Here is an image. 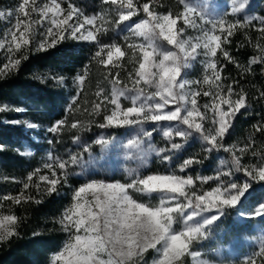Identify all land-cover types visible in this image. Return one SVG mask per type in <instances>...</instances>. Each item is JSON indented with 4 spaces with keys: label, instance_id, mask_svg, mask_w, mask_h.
Wrapping results in <instances>:
<instances>
[{
    "label": "snow or ice",
    "instance_id": "snow-or-ice-1",
    "mask_svg": "<svg viewBox=\"0 0 264 264\" xmlns=\"http://www.w3.org/2000/svg\"><path fill=\"white\" fill-rule=\"evenodd\" d=\"M65 3L67 7H63ZM103 3L109 6L114 19H107V12L86 16L70 0H41L39 3L38 0H19L14 9L0 10V19L7 18L11 24L0 37V50L5 59L0 75L18 69L30 52L46 51L66 39L94 43L97 50L92 60L98 65H110L114 57H123L125 53L115 42L105 44L99 37L108 30L105 25H115L116 28L123 25L127 33L123 36L125 42L131 38L141 41L128 45L136 56V63L127 72L131 86L127 83L121 86L117 79L119 71L113 73L107 69L105 78L112 85L111 91L98 89L95 93L98 100L93 102L92 113L99 116L103 110V122L97 123L100 128L139 127L142 136H135L124 145L129 158L136 155L144 160L147 156L145 140L150 141L157 130L168 143L167 147L156 149L150 146L148 150L154 151L161 162L167 163L165 173L144 176L137 172L130 174L127 183L91 180L74 189L73 202L59 219L68 239L52 256V264H147L145 253L149 249L156 253L151 264H184L185 256L191 257L195 264H211L202 258L204 254L195 250L194 245L208 239L210 226L220 219L226 208L239 203L253 181H264V150L258 151L253 147L255 133L264 134V123L253 125L254 131L243 147L224 144V136L237 113L248 107V93L243 87L239 91L234 89V85L239 83L236 80L227 85L222 82L224 65L217 60V50L221 57L241 69V75L252 74L253 65H264V43H261L264 41V16H244L241 19L240 13L246 4H237V0H232L230 12L217 18H209L206 9H197L188 0H178L182 8L178 12L170 9L157 11V8L163 7L159 0H146L142 4L133 0H103ZM141 12L143 19L132 21L131 18ZM229 15L235 18L229 20ZM13 17L14 23L11 22ZM178 21H183L180 27H177ZM189 28L198 35H187L186 29ZM240 29H254L259 33L253 43L252 37L245 31L248 43L258 50L246 67L236 61L227 47L221 46L230 44L229 37ZM160 40L172 47H161ZM137 48L140 50L138 56L135 52ZM200 56L204 57L203 80L185 79L182 70ZM87 71L86 66L84 73L75 78L78 82L77 94L68 105L69 115L79 110L81 85ZM52 78L59 82L64 79ZM203 84H208V88L204 89ZM257 91V99H264V90ZM201 95L210 97L209 102L198 103ZM122 101H128L130 106L122 107ZM7 110H11L8 105L0 107V112ZM15 110L22 111L19 108ZM148 122L154 125L150 130L144 128ZM66 125H69L67 117L58 120L48 131L58 138ZM78 125L87 130L78 120H74L70 128L77 129ZM28 126L37 127L35 124ZM194 134L199 135L205 153L223 149L231 154V161H221L223 167L215 175L193 177L188 174L187 170L194 164L202 163L195 155L170 167L173 154L182 149ZM176 138H180L181 142H176ZM74 142H79V135L74 137ZM95 143L107 147L112 139L101 136ZM89 148L85 146L84 151H89ZM249 152L253 157H259L258 163H242V158ZM82 162L81 153L70 154L66 160L49 153L43 169L48 170L50 175L41 174L40 168L33 170L25 181H20L23 188L19 195L0 196V208L5 201L12 204L40 203L26 192L30 185L39 189L40 182H45V192L51 194L57 190L61 179L67 185V169ZM238 172H243L249 179L238 183L233 179L234 173ZM33 177L37 178L36 181ZM209 182L215 187L206 191L204 185ZM129 190L149 196L157 193L159 202H137ZM89 192L94 202L85 198ZM251 215L264 216V203ZM18 219L24 218L0 214V244L19 235L16 232ZM178 223L181 227H174ZM242 264H264V242Z\"/></svg>",
    "mask_w": 264,
    "mask_h": 264
},
{
    "label": "trees",
    "instance_id": "trees-1",
    "mask_svg": "<svg viewBox=\"0 0 264 264\" xmlns=\"http://www.w3.org/2000/svg\"><path fill=\"white\" fill-rule=\"evenodd\" d=\"M221 1L222 0H212ZM78 9L82 10L84 15L93 16L102 12L109 13L107 19H114L108 5L103 0H70ZM134 3H144L146 0H133ZM204 4L209 5L210 0H203ZM256 2L264 5V0H245L248 11L244 8L240 13V18L244 16H264V7H255ZM163 7L156 10L166 12L171 10L177 12L181 7L178 0H159ZM253 8L250 9V6ZM67 3L63 5L66 7ZM143 17L141 12L134 15L131 19ZM232 17V16H229ZM108 28L106 32L100 35L102 43L109 44L115 42L121 47L126 55L127 47L121 39L119 31L122 27L116 28L115 25H105ZM245 31L252 37L253 43L259 35L254 29H240L235 31L229 37L231 43L224 45L230 50L232 56L241 66H247L248 61L258 54V50L248 43L245 38ZM264 43V41H261ZM96 46L92 42L77 41L66 39L59 42L55 47L46 51L30 52L26 60H23L18 69L8 72L7 75H0V107L8 105L11 110L0 112V196L11 194L19 195L28 174L33 170L40 168L41 174L48 170L43 169L40 146L47 147L48 153L53 157L68 159L70 154L81 153L83 162L79 166H70L67 171V185L61 182L57 184V190L51 194L45 192V182H40L39 189L30 185L26 190L40 203L29 201L28 203L12 204L11 201L3 202L0 213L12 214L18 218H24L17 221L18 227L16 232L18 236H13L7 243L0 244V264H49L52 254L57 251L61 245L68 239L67 233L63 230L59 219L62 217V211L69 203V191L79 186L88 178L103 180H119L125 182V173H116L109 165L97 157L102 149L100 144L95 141L101 136L116 137L122 133L133 130L135 136H142L139 127L128 126H110L100 128L97 123L103 122V110L97 116L92 113V105L98 98L95 93L102 88L105 92L110 91L111 83L106 79L107 68L104 65H98L92 60ZM217 60L224 65L221 73L222 82L227 85L233 80L239 83L234 85V89L239 91L240 87L248 93L246 109H241L237 113L229 128L228 133L224 136L225 146L237 145L243 147L247 142L250 134L253 133V125L257 122L264 123V99H257L258 89L264 90V65L256 64L252 66V74L241 75V69L236 64L229 63L219 55L217 50ZM125 55L121 57L124 61ZM0 58V67L3 65ZM87 66V75L84 83L81 85L82 92L79 97V110L69 115L67 108L71 102L70 97L77 91L74 90L72 82L76 75L83 74ZM52 77H63V82ZM227 78V79H225ZM210 97L202 95V103L209 100ZM235 99V97H232ZM22 109L16 111L15 109ZM87 109V110H85ZM67 117L69 125H66L58 138L47 131V141H34L31 137L33 129H23L19 124L9 123L12 120L27 119L29 122L37 125L40 129L38 137L41 136V130L44 126H51L54 122ZM78 120L85 125L86 129L70 128V124ZM92 121V123H89ZM145 128V125H144ZM146 129V128H145ZM79 135V142H74V137ZM194 134L182 149L173 154L170 167H175L184 159L194 156L195 146L200 143ZM254 148L258 151L264 150V134L255 133ZM53 143L49 144L48 141ZM181 142V140L179 141ZM197 156L202 160L200 164H194L189 171L190 175L211 176L223 167L221 161L230 162L231 154L223 149L213 151L208 154L202 150ZM25 146L33 149L31 154L24 152ZM90 146L89 151L85 152L84 147ZM156 149L167 147L160 145L153 133L150 141L145 140L144 148L147 151L146 158L139 162L133 170L141 175L149 173H165L168 169L167 163L161 162L154 151H148L149 148ZM90 155H95L97 162L91 164ZM242 159L249 163L256 164L259 157H253L249 152ZM128 173V172H127ZM241 172L234 173L233 179L236 180ZM59 177V172L57 173ZM36 177L33 180L36 181ZM246 179H249L246 177ZM213 184L209 182L206 186ZM264 198V181H253L246 193L241 197L239 205L248 209L260 203ZM9 209L11 211L9 212ZM208 215V214H205ZM264 224V216H254L249 219L243 218L234 208H226L225 213L210 226L208 239L201 242L202 248L207 251L211 249H220L224 252L229 249L233 254L250 248L251 242L246 240L247 237H255L256 231ZM179 223L174 225L178 227ZM187 261V256L183 257Z\"/></svg>",
    "mask_w": 264,
    "mask_h": 264
},
{
    "label": "rangeland",
    "instance_id": "rangeland-1",
    "mask_svg": "<svg viewBox=\"0 0 264 264\" xmlns=\"http://www.w3.org/2000/svg\"><path fill=\"white\" fill-rule=\"evenodd\" d=\"M211 3L209 5H202L204 4L203 0H188V3H190L193 7L197 8V9H206V14L209 18H217L219 16H222L225 12H230L231 11V7L233 6L232 0H222L217 2V1H212L210 0ZM19 0H0V10H11L14 9L15 6L18 4ZM41 2V0H38V3ZM240 3H244L245 4V0H237V4ZM254 6V5H253ZM253 6H250V9L253 8ZM264 7L263 4L256 2L255 7ZM67 7V6H66ZM247 11L248 9L245 8ZM158 11V10H157ZM178 11H182V8L180 7ZM198 14V13H197ZM98 15V13L96 14ZM189 15H194V14H189ZM231 16V15H229ZM227 17V19L232 20L235 17ZM140 19H143V17H139L137 19H132V21H139ZM11 22L14 23V17L11 18ZM183 23V21H178L177 27H180L181 24ZM100 24V21L97 20V25ZM11 24L9 23V19L5 18V19H0V37L3 36L4 31L10 27ZM186 33L187 35L190 36H195L198 35L197 32L193 31L192 29H186ZM119 34H121V39L124 41L123 36L126 33V30L124 28V26L122 25ZM37 39H39V36H37ZM141 41L139 39L136 38H131L129 41L125 42V45L127 47V53L125 55V59L124 61H121V57L117 58L114 57L113 58V63L110 65H107V68H113L114 71L116 72L117 70L119 71V76L117 77V79L120 80L121 82V86H123L125 83L129 84V86H131V82L128 80L127 77V72L132 70L133 64L136 63V56L133 55V50L129 49L128 45L130 43H140ZM113 43V42H111ZM109 43V44H111ZM158 43L160 44L161 47L168 49L171 48V45H168L166 41L160 40L158 41ZM222 47H224V45H221ZM97 50V48H95ZM95 50V51H96ZM219 50V49H218ZM136 55H140V50L137 48L135 49ZM0 58L2 59L3 62H5L4 59V54L3 51L0 50ZM106 58V55H105ZM203 60L204 57L200 56L197 57V59L195 61H192V63L190 64L189 67L185 68L182 70V75L184 76L185 79L188 80H203V76H204V67H203ZM105 66V65H104ZM138 66V65H137ZM77 77V75H76ZM75 77V78H76ZM77 81L76 79H74V81L72 82L73 84V88L75 91H77ZM112 86V85H111ZM202 87L204 89L208 88V84H203ZM111 91V88H110ZM109 91V93H110ZM74 97V94L70 97V99L72 100V98ZM210 100V98H209ZM209 100L207 102H209ZM198 103L203 104L206 103L205 102L202 103V95L200 97H198ZM130 106L128 101H122V107H127ZM226 107V106H225ZM12 121H16V120H12ZM18 121H25L27 123H21L19 124L23 129L26 130H30L33 129V133H31V137L32 139H34V141H39L42 142L44 139V141H47V136L46 133L48 131V129L56 122H54L51 126L47 125L44 126L43 130H41V136L38 137V132L40 131V129L36 128V127H29L28 124H33L31 122H29L27 119H23V120H18ZM161 124H167L169 122H160ZM153 123L152 122H148L145 124V128L146 130H150L153 127ZM156 134V138L158 140V142L160 143V145H168L167 141L163 138L162 134L159 132V130H157L156 132H154ZM105 138H111L109 136H104ZM135 137V134L133 132L132 129L129 130V132L126 133H122L116 137L111 138L112 139V143L109 144L107 147H102V149L99 151L97 157L102 158V161L107 163L109 165V167H111L112 170H114L116 173H122L124 171L125 173V178L126 181L125 182H121L119 180H103V179H96V178H88L86 179L84 182H82L79 186H81L82 184H84L85 182H90L91 180H99V181H104L107 183H114L119 181L120 183H127L129 182V177L130 174L135 175L136 172L133 170L135 167L140 166L138 165L139 162H142L143 160H141L138 156L134 155L133 158H129L128 156V150L124 147V145L127 143V141L131 138ZM198 141H201L199 138V135L197 134V136H195ZM180 138H176V142H179ZM202 142V141H201ZM198 143L195 146V150L193 151V155H199L201 153V148L199 146H201L202 143ZM41 148V154L39 155V157L42 158V163L44 164L45 162H47L48 160V156L49 153L47 151V147L42 145L40 146ZM24 152L26 154H31L33 152L32 147L30 146H25L24 148ZM147 152V151H146ZM97 157L95 155H90V162L91 164H94L95 162L98 161ZM232 157H230L231 160ZM156 159H158V157H156ZM242 163L245 164H252L249 163V161H247L246 159H242ZM128 172V173H127ZM157 172L154 173H149V174H156ZM187 173L189 174L190 172L187 171ZM242 174L238 176V178L236 179V181L238 183H243L246 180V176L244 175L243 172H241ZM45 174H49L48 172H46ZM147 174V175H149ZM146 176V175H144ZM79 186H77L76 188H73L69 191V203L67 206H65V208L62 211V216L63 213L65 212V210L72 204V196H73V191L74 189L79 188ZM211 187H215V184H211L210 186H206L204 185V190H210ZM130 195L132 196V198L134 200H136L137 202H144V203H152V204H158L159 202V196L157 193H152L151 196L146 195L145 193H141V192H133L131 190H129ZM85 198L89 201H93L94 202V198L92 196V194L89 192L87 194H85ZM264 203V198L263 200L260 201V203L254 207L251 208H244L242 206L239 205V203L235 206L232 207L234 208L241 217L249 219L251 217H254L253 215H251L252 213H254V211L256 210V208L260 205ZM2 215H8L5 213H0ZM181 225L179 224V226L177 228H180ZM256 236L255 237H247L246 240L251 242L250 248L248 250H243L237 254H233L229 249H227L226 252L220 250V249H211V251H207L204 248H202V244L201 242L198 244L194 245V249L201 251L204 255H203V259L210 261L211 264H242V262L245 260V258L255 252L259 250V246L262 242H264V224L257 229L256 231ZM65 243V242H64ZM64 243L61 245V247L55 251L52 256L57 253L64 245ZM51 256V258H52ZM156 257V253L154 250L149 249L146 253H145V260L147 261V264H151V261L153 260V258ZM184 260V264H195V262L193 261V259L191 257L187 256V261L183 258ZM49 264H52V260L50 259Z\"/></svg>",
    "mask_w": 264,
    "mask_h": 264
}]
</instances>
